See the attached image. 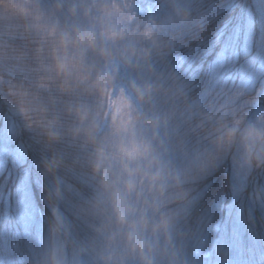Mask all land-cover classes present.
<instances>
[{
    "label": "clouds",
    "instance_id": "obj_1",
    "mask_svg": "<svg viewBox=\"0 0 264 264\" xmlns=\"http://www.w3.org/2000/svg\"><path fill=\"white\" fill-rule=\"evenodd\" d=\"M208 23L189 0H0V104L48 209L26 264H186L192 192L225 163L264 207V79L194 100L168 67Z\"/></svg>",
    "mask_w": 264,
    "mask_h": 264
},
{
    "label": "trees",
    "instance_id": "obj_2",
    "mask_svg": "<svg viewBox=\"0 0 264 264\" xmlns=\"http://www.w3.org/2000/svg\"><path fill=\"white\" fill-rule=\"evenodd\" d=\"M189 2L209 23L198 40L173 52L168 67L188 83L193 99L207 84L259 86L264 79V0ZM220 60L222 68L227 66L222 73L216 71ZM2 152L7 158L0 163V264H26L29 245L48 215L37 170L40 153L0 104ZM253 179L264 184V176ZM241 188L230 178L227 163L194 187L181 226L187 234L186 264H264V207L250 204L246 195L234 196Z\"/></svg>",
    "mask_w": 264,
    "mask_h": 264
},
{
    "label": "rangeland",
    "instance_id": "obj_3",
    "mask_svg": "<svg viewBox=\"0 0 264 264\" xmlns=\"http://www.w3.org/2000/svg\"><path fill=\"white\" fill-rule=\"evenodd\" d=\"M222 57V56H221ZM222 60V59H221ZM220 60V62L219 63H217L216 65H217V67H216V71H218V72H224L225 70H226V67H223L222 68V61ZM6 158H7V154H5L4 152H2L1 154H0V163H4L5 162V160H6ZM234 180H235V182H237L238 184H240V186H243V187H245V181L243 180V179H241V178H238V177H234ZM254 180L255 179H253L252 178V180L248 183V187L249 188H251V185L252 184H250L252 181H253V183H254ZM249 184H250V186H249Z\"/></svg>",
    "mask_w": 264,
    "mask_h": 264
}]
</instances>
